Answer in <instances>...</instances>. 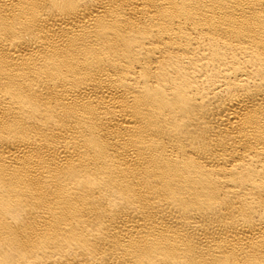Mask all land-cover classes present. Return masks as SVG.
<instances>
[{
    "label": "bare ground",
    "instance_id": "bare-ground-1",
    "mask_svg": "<svg viewBox=\"0 0 264 264\" xmlns=\"http://www.w3.org/2000/svg\"><path fill=\"white\" fill-rule=\"evenodd\" d=\"M0 264H264V0H0Z\"/></svg>",
    "mask_w": 264,
    "mask_h": 264
}]
</instances>
